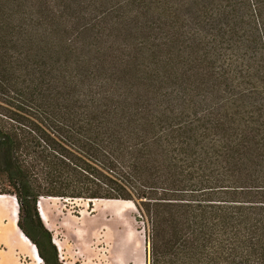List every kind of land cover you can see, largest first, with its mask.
<instances>
[{"label": "trees", "instance_id": "trees-1", "mask_svg": "<svg viewBox=\"0 0 264 264\" xmlns=\"http://www.w3.org/2000/svg\"><path fill=\"white\" fill-rule=\"evenodd\" d=\"M0 194L44 264L42 196L133 201L146 264H264V0H0Z\"/></svg>", "mask_w": 264, "mask_h": 264}, {"label": "rangeland", "instance_id": "rangeland-1", "mask_svg": "<svg viewBox=\"0 0 264 264\" xmlns=\"http://www.w3.org/2000/svg\"><path fill=\"white\" fill-rule=\"evenodd\" d=\"M88 200L44 199L42 206L39 202L52 227L46 225L39 209L43 227L32 220L30 224L49 255L53 249L48 234L60 264H146L145 230L137 208H125L119 202L96 205ZM26 255L24 260L33 264Z\"/></svg>", "mask_w": 264, "mask_h": 264}, {"label": "bare ground", "instance_id": "bare-ground-1", "mask_svg": "<svg viewBox=\"0 0 264 264\" xmlns=\"http://www.w3.org/2000/svg\"><path fill=\"white\" fill-rule=\"evenodd\" d=\"M60 197H53V196H42L40 199V205L42 206V201L44 199H59ZM65 200H70L69 198H66ZM82 199L72 200V201H78ZM89 201V200H86ZM93 202H95L96 205H98L101 202H119L121 205L125 208H133L136 209V205L131 200H101V199H93ZM0 203L3 205H0V220H2L4 217H7V229L5 230V234L10 235L12 232L17 234V236L20 238L22 244L24 245V248L26 252L28 253L29 257H31L33 264H43L44 260L39 259L37 256L38 247L36 244L24 233V231L20 228L18 221L20 218V205L18 202V199L14 195L10 194H0ZM8 208V209H7ZM42 217L44 222L48 227H52V225L49 222V219L46 215V213L42 212ZM37 248V249H36ZM39 252V251H38ZM39 257L40 254H39Z\"/></svg>", "mask_w": 264, "mask_h": 264}, {"label": "crops", "instance_id": "crops-1", "mask_svg": "<svg viewBox=\"0 0 264 264\" xmlns=\"http://www.w3.org/2000/svg\"><path fill=\"white\" fill-rule=\"evenodd\" d=\"M8 221L0 220V264H28L24 245L15 233L5 234Z\"/></svg>", "mask_w": 264, "mask_h": 264}, {"label": "water", "instance_id": "water-1", "mask_svg": "<svg viewBox=\"0 0 264 264\" xmlns=\"http://www.w3.org/2000/svg\"><path fill=\"white\" fill-rule=\"evenodd\" d=\"M40 202V201H39ZM39 202H38V209H39V207H40V205H39ZM39 212H40V215H41V218H42V213H41V210L39 209ZM37 249V248H36ZM37 256H38V258L39 259H43L42 257H39V252L37 251ZM44 264V263H43Z\"/></svg>", "mask_w": 264, "mask_h": 264}]
</instances>
